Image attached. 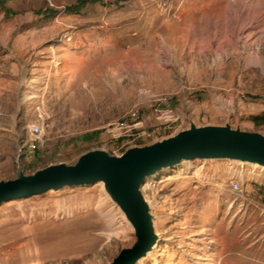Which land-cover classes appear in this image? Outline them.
<instances>
[{"label":"rangeland","instance_id":"rangeland-1","mask_svg":"<svg viewBox=\"0 0 264 264\" xmlns=\"http://www.w3.org/2000/svg\"><path fill=\"white\" fill-rule=\"evenodd\" d=\"M161 1H96L55 16L22 2L10 18L0 6V181L90 150L119 154L133 144L122 148L108 123L138 109L156 126L163 103L178 119L160 136L190 122L264 134L251 119L264 114V0H175L169 14ZM42 120V141L24 154ZM145 183L157 240L136 264H264L263 164L194 160ZM109 195L99 182L3 202L0 264H109L136 241Z\"/></svg>","mask_w":264,"mask_h":264},{"label":"water","instance_id":"water-1","mask_svg":"<svg viewBox=\"0 0 264 264\" xmlns=\"http://www.w3.org/2000/svg\"><path fill=\"white\" fill-rule=\"evenodd\" d=\"M212 159H239L264 165V134L234 129L230 124L200 126L190 122L186 128L133 144L119 154L105 149L90 150L74 164H50L33 174L18 167L14 179L0 181V204L103 181L134 226L136 236L135 243L121 249L109 264H136L157 240L145 182L164 170L180 168L194 160Z\"/></svg>","mask_w":264,"mask_h":264},{"label":"built area","instance_id":"built-area-1","mask_svg":"<svg viewBox=\"0 0 264 264\" xmlns=\"http://www.w3.org/2000/svg\"><path fill=\"white\" fill-rule=\"evenodd\" d=\"M47 4V8H54L59 11H63L67 7L66 2L59 3L57 0H45ZM103 2L105 4H113L120 0H96ZM175 5V0H162L159 2V7L165 14H169L173 11ZM163 108L165 110H159L158 118L161 119L165 116V122L157 123L156 126H152L148 128L146 124L150 122L152 116H148L145 118L141 115V111L138 109L131 110L130 112L124 114L122 117L117 120L111 121L108 123L106 132L110 137L115 139L116 141L124 142L122 148L125 147V144H140L144 142H148L165 131L167 128L171 127V124L174 121H177L178 118L171 119L168 116H171L172 109L170 108L169 103H163ZM153 116L155 114L153 113ZM165 125L163 128L159 125ZM49 125L45 123L44 120L38 121L35 124L29 126V136L24 140L22 149L24 154H33L37 147L39 146L42 138L45 134L46 127ZM183 169H181L182 171ZM230 188L233 194L236 195V199L243 198L244 196V182L243 178L239 176L232 175L229 178ZM148 184L145 183V187ZM144 187V189H145Z\"/></svg>","mask_w":264,"mask_h":264},{"label":"trees","instance_id":"trees-1","mask_svg":"<svg viewBox=\"0 0 264 264\" xmlns=\"http://www.w3.org/2000/svg\"><path fill=\"white\" fill-rule=\"evenodd\" d=\"M89 2H96V0H79L77 2H73L72 5H67L66 9L68 11H79V9H83L86 7V5ZM0 6L2 8V11L4 12V15L6 18H10L13 14H16V12L8 5V0H1L0 1ZM39 14L47 15V16H55L59 13V10L54 9V8H46L45 10H39ZM252 121L256 123L257 125L263 124L264 123V114L262 115H257V116H252ZM100 134L99 130H95L93 132H88L79 137V140L83 141H91L98 137Z\"/></svg>","mask_w":264,"mask_h":264},{"label":"crops","instance_id":"crops-1","mask_svg":"<svg viewBox=\"0 0 264 264\" xmlns=\"http://www.w3.org/2000/svg\"><path fill=\"white\" fill-rule=\"evenodd\" d=\"M69 3L71 2H77L79 0H57V2L59 3H64V2H68ZM22 2H25L26 3V6L31 8V9H34V8H38L37 12H39V10H45L47 8V4H46V1L45 0H8V5L14 10L16 11L18 5H21ZM91 2H89L85 8H87L89 6ZM43 15V14H42Z\"/></svg>","mask_w":264,"mask_h":264},{"label":"bare ground","instance_id":"bare-ground-1","mask_svg":"<svg viewBox=\"0 0 264 264\" xmlns=\"http://www.w3.org/2000/svg\"><path fill=\"white\" fill-rule=\"evenodd\" d=\"M101 184H105V182H103V181H101L100 182ZM150 184V183H149ZM147 188V187H146ZM110 196V198H111V195H109ZM126 216V214L124 213V217ZM108 221H109V225L112 223V220L111 219H108Z\"/></svg>","mask_w":264,"mask_h":264}]
</instances>
